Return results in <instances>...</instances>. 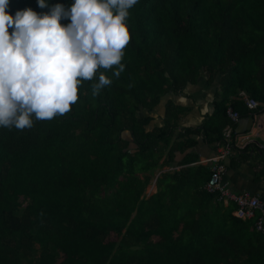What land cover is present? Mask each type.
<instances>
[{
  "label": "trees",
  "instance_id": "obj_1",
  "mask_svg": "<svg viewBox=\"0 0 264 264\" xmlns=\"http://www.w3.org/2000/svg\"><path fill=\"white\" fill-rule=\"evenodd\" d=\"M46 2L9 0V14L74 4ZM128 12L118 78L100 69L111 84L94 96L95 79L82 81L63 116L0 127V264H264V236L203 189L209 167L190 152L221 140L227 108L248 116L240 91L264 105V0H137ZM202 77L219 91L201 126L180 128L171 102L161 126L141 117ZM255 172L264 183V155Z\"/></svg>",
  "mask_w": 264,
  "mask_h": 264
},
{
  "label": "clouds",
  "instance_id": "obj_2",
  "mask_svg": "<svg viewBox=\"0 0 264 264\" xmlns=\"http://www.w3.org/2000/svg\"><path fill=\"white\" fill-rule=\"evenodd\" d=\"M137 0H74L48 14L32 9L9 14L0 0V127L27 129L34 120L63 116L79 99L82 81L93 95L111 84L100 69L124 71L123 49L130 41L128 10ZM41 9L46 0H37ZM61 19L70 20L66 27ZM12 29V32H9Z\"/></svg>",
  "mask_w": 264,
  "mask_h": 264
},
{
  "label": "crops",
  "instance_id": "obj_3",
  "mask_svg": "<svg viewBox=\"0 0 264 264\" xmlns=\"http://www.w3.org/2000/svg\"><path fill=\"white\" fill-rule=\"evenodd\" d=\"M218 91L217 82L207 86L205 77H202L196 84L186 86L180 94L164 96L152 112L141 111V117L152 118L150 127H159L162 125L165 104L171 102L175 106L185 109V112L181 114L180 128L199 127L206 117L213 114V103ZM235 133L237 148L233 150L228 161L224 181L232 193L249 192L258 195L264 201V183L255 181V167L262 161L264 142L263 144L259 142L261 137H258L253 139L255 143L246 144L244 138H252L255 134V127L249 116L240 119L235 126ZM190 152L197 157V164L204 165L203 161L210 159L215 154V146L209 147L202 138L198 137L197 144ZM155 174H158L157 170ZM155 192L156 187L153 182L147 188L146 195L150 196Z\"/></svg>",
  "mask_w": 264,
  "mask_h": 264
},
{
  "label": "built area",
  "instance_id": "obj_4",
  "mask_svg": "<svg viewBox=\"0 0 264 264\" xmlns=\"http://www.w3.org/2000/svg\"><path fill=\"white\" fill-rule=\"evenodd\" d=\"M238 97L243 100L255 127L254 136L244 138L246 144L255 143L253 139L258 137L264 142V105H259L243 91L238 93ZM226 117L228 124L222 131L221 140L215 145V154L203 161L204 165L209 166L210 171V177L203 189L209 194L217 195L218 201L224 204H234L236 208L234 216L243 221H252L254 230L264 236V201L258 195L249 192L234 194L224 181L228 161L233 150L237 148L235 126L241 119L239 113L231 107L227 108Z\"/></svg>",
  "mask_w": 264,
  "mask_h": 264
},
{
  "label": "rangeland",
  "instance_id": "obj_5",
  "mask_svg": "<svg viewBox=\"0 0 264 264\" xmlns=\"http://www.w3.org/2000/svg\"><path fill=\"white\" fill-rule=\"evenodd\" d=\"M258 141H259V142H261V143L263 144V141H262V139H259Z\"/></svg>",
  "mask_w": 264,
  "mask_h": 264
},
{
  "label": "bare ground",
  "instance_id": "obj_6",
  "mask_svg": "<svg viewBox=\"0 0 264 264\" xmlns=\"http://www.w3.org/2000/svg\"><path fill=\"white\" fill-rule=\"evenodd\" d=\"M128 222V221H127ZM145 262V261H144Z\"/></svg>",
  "mask_w": 264,
  "mask_h": 264
}]
</instances>
